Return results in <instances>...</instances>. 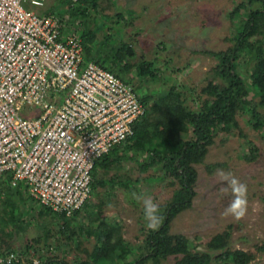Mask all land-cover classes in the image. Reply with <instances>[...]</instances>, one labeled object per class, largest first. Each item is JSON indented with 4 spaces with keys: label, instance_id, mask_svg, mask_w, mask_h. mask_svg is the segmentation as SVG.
<instances>
[{
    "label": "rangeland",
    "instance_id": "rangeland-1",
    "mask_svg": "<svg viewBox=\"0 0 264 264\" xmlns=\"http://www.w3.org/2000/svg\"><path fill=\"white\" fill-rule=\"evenodd\" d=\"M96 1L97 13L89 5L90 18L85 21L76 19L81 29L86 25L94 28L98 14L109 16L111 21L106 22L107 28L99 32L96 39L102 41L109 34L112 38L131 44L134 51L133 57L126 56L123 59L131 68L124 70L121 65L116 70L110 47L107 46L105 66L128 81L139 97L163 94L170 85L175 84L181 92L184 91L183 98L190 109L197 108L200 103L197 98H203L201 90L210 81L221 82L215 74L219 60L213 54L231 49L239 24L245 21L251 10L262 8L260 3L249 8L245 0H116L115 5L111 4V0ZM53 5L55 13H63L62 19L69 23L76 21L65 13L68 5L64 0H47L43 8H26L44 13L45 9ZM100 16L99 24L104 20ZM141 60L156 61L155 67L163 71L159 80L153 81L137 75L136 64ZM84 63L87 62L84 60ZM251 67L252 64L241 63L238 72L245 80L248 100L257 102L260 93L252 86L249 77ZM65 93L59 95L61 100ZM260 114L264 116V108L260 109ZM250 118L247 111L244 114L239 112L235 127H228L229 131H223L222 126L218 127V134L208 147L203 163L195 167L197 180L192 205L178 214L170 224L172 233L185 237L192 254L195 249L206 248L207 242L216 234L228 231L231 234L232 251L243 250L253 254L254 258L249 264H264V128L255 129L249 123ZM195 138L191 130L185 134V139ZM123 166L120 174L124 177L157 176L152 170L145 174L139 173L132 161L125 162ZM221 169L231 172L247 184L248 210L241 219L224 215L234 197L230 189L227 192L223 190L226 184L217 174V170ZM113 174L115 171H111L109 176ZM170 182V179L142 182L136 193L141 199H135V205L130 202V195L119 188L112 190L115 196L110 199L106 196H100L99 199L92 196L93 204L99 201L104 203L101 211L94 210L95 217L98 221L118 223L124 244L128 249L134 248L142 238L143 229L146 227L145 232L149 231L143 198H151L159 206L165 204L171 197ZM14 200L15 220H22L24 225V231L14 236V246L21 248L25 242L36 239V245L47 256L45 240L49 236L48 228L51 231L48 241L51 258L57 257L73 263L76 259H87L95 248L93 240L79 232L81 226L92 229L96 225L90 221L88 212L83 210L74 217V242L65 246V237L61 240L60 236L55 235L62 221L57 220V217L46 216L43 208L30 199L24 188L14 196ZM69 234L68 230L66 236ZM132 258L133 255H129L125 263ZM117 262L112 261L111 264ZM161 264H173V257Z\"/></svg>",
    "mask_w": 264,
    "mask_h": 264
},
{
    "label": "trees",
    "instance_id": "trees-1",
    "mask_svg": "<svg viewBox=\"0 0 264 264\" xmlns=\"http://www.w3.org/2000/svg\"><path fill=\"white\" fill-rule=\"evenodd\" d=\"M115 1L111 0V4L115 5ZM245 1L249 8H252L255 3H260L262 8L251 10L245 21L239 24L231 49L224 53L213 54L219 60L215 74L221 82L210 81L201 90L203 98L200 96L197 98L200 103L195 109L188 107L183 98L184 91L181 92L175 84L170 85L163 94L139 97L145 107V112L132 124L133 136L116 145L108 154L99 158L93 166L91 197L106 196L110 199L115 196L112 190L119 188L130 195L129 200L133 205L136 204V200L132 194L137 193V188L142 182L152 183L170 179L171 197L165 204L159 206L158 226L155 229L149 228L147 232H145V227L139 244L128 249L123 242L121 227L118 223L98 221L95 217L94 210L101 211L104 208L103 201L93 204L90 198L81 210L70 218L41 206L46 216L57 217V220L62 221L57 226L55 235L60 236L61 240L65 237V246L74 242V230H72L74 217L83 210L88 212L90 221L96 225L92 229L83 226L79 228L81 234H86L95 243V248L87 259H76L73 263H69L57 257L51 258L48 247L51 231L48 228L46 230L49 236L46 237V250L44 249L47 256L36 245L38 242L36 239L27 241L21 248H18L14 246L13 239L15 234L18 235L24 231V225L22 220H15L14 196L19 194L23 187L18 185L11 188L9 176H5L0 180V194L2 195L0 251L2 253L17 252L19 249L18 252L25 258L24 264H33L30 260V250L35 252L39 264H111L116 260L117 264H148L150 262L161 264L171 257H173V264H249L253 260L254 256L249 252L230 249L231 234L228 231L216 234L207 242L206 248L195 249L192 254L185 237L179 233H172L170 230V224L178 214L192 205L197 180L195 167L203 163L208 147L213 144L218 134V127L222 126L223 131H229L228 127L237 125L238 113L244 114L247 111L251 116L249 123L255 129L264 128V116L260 114V109L264 108V0ZM89 5L97 13L96 0H86L82 6L74 9L68 6L65 13H68L72 20L85 21L90 18ZM45 12H38V14H54L59 17L63 15V13H55V7ZM97 16L94 28L86 25L79 32L84 60L108 69L104 62L105 54L108 52L107 46H109L114 68L118 70L122 65L124 70H129L131 66L124 63L123 59L126 56H134L132 45L112 38L109 34L102 41H98L96 35L107 28L106 22L111 21V18L99 14ZM99 16L104 18L100 24L98 23ZM241 63L252 64L249 77L252 86L260 93L257 102L248 100L245 80L238 72V65ZM155 65V60H141L136 64L137 75L153 81L159 80L163 71ZM110 71L121 79L115 73L116 71ZM189 130L196 136L195 139H185V134ZM128 161L135 163V169L139 173L145 174L152 170L157 173V176L148 175L136 178L128 175L122 176L120 171L124 169L123 165ZM111 171H115V174L109 176ZM68 230L71 234L66 236ZM129 255H133V258L125 263Z\"/></svg>",
    "mask_w": 264,
    "mask_h": 264
},
{
    "label": "built area",
    "instance_id": "built-area-1",
    "mask_svg": "<svg viewBox=\"0 0 264 264\" xmlns=\"http://www.w3.org/2000/svg\"><path fill=\"white\" fill-rule=\"evenodd\" d=\"M46 1L0 0V180L70 218L91 198L95 162L133 136L145 107L130 83L84 63L79 21L26 8ZM18 251L0 264H24Z\"/></svg>",
    "mask_w": 264,
    "mask_h": 264
},
{
    "label": "clouds",
    "instance_id": "clouds-1",
    "mask_svg": "<svg viewBox=\"0 0 264 264\" xmlns=\"http://www.w3.org/2000/svg\"><path fill=\"white\" fill-rule=\"evenodd\" d=\"M221 181L225 182L226 187L223 189L227 192L229 189L233 195L232 201L226 207L224 215H231L236 219L243 218L248 210V201H247V184L241 182L236 178L231 172H225L224 170H217ZM134 199L140 200L141 197L137 196L136 193L132 194ZM144 205V214L145 219L148 221V227L155 229L160 221L158 216L159 205L156 204L151 198H143Z\"/></svg>",
    "mask_w": 264,
    "mask_h": 264
},
{
    "label": "crops",
    "instance_id": "crops-1",
    "mask_svg": "<svg viewBox=\"0 0 264 264\" xmlns=\"http://www.w3.org/2000/svg\"><path fill=\"white\" fill-rule=\"evenodd\" d=\"M52 7H55V5H53ZM47 10H48V9H45L44 11H46V12H47ZM46 12H45V13H46ZM53 15H54V14H53ZM18 250H19V249H18Z\"/></svg>",
    "mask_w": 264,
    "mask_h": 264
}]
</instances>
